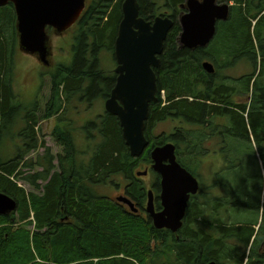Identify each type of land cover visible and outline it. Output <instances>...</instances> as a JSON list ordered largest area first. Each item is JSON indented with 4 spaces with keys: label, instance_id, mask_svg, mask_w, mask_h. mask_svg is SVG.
Masks as SVG:
<instances>
[{
    "label": "trees",
    "instance_id": "1",
    "mask_svg": "<svg viewBox=\"0 0 264 264\" xmlns=\"http://www.w3.org/2000/svg\"><path fill=\"white\" fill-rule=\"evenodd\" d=\"M114 1L101 0L99 8L95 10L96 3L84 18L82 25L90 24L85 28V36L78 37L73 64L53 77L49 106L44 109L47 115L35 110L25 118L27 126L21 135L26 148L6 162L0 157V192L18 204L14 213L0 216V264H16L20 260L19 252L25 257L21 264H194L196 260L208 264L226 258L225 248L229 257L232 255L230 241L244 237L245 247L253 241L256 233L253 226L258 223L264 206L261 204L264 184V35L261 26L264 15L259 18L264 12V0H227L235 3L228 20L219 23L218 34L207 49L196 50L180 45L182 9L179 5H185L187 0H168V8L177 12L172 18L175 26L168 34L160 57L161 66L155 70L158 102L150 106L145 131L151 147L142 158H133L119 119L104 112L82 127L84 141L100 140L90 161L82 159V162L74 136L80 127L75 118L67 125L65 122L68 109L74 108L75 98L86 94L88 103L93 106L96 99L109 94L107 82L102 79L108 73L102 68L100 54L102 50L112 51L114 23L122 18L123 0H118L117 11L111 15ZM15 13L13 4L0 7V146L14 125L9 118L13 115L17 118L21 110L15 102L13 88L14 55L18 46ZM153 15V18L157 16ZM95 21L99 25H95ZM205 61L215 64V74L210 75L203 69ZM238 62L252 66L253 72L239 79L227 76V69ZM258 63L260 74L257 76ZM100 83L106 89L98 90ZM59 114L54 138L65 150L60 169L46 164L43 172L25 176L24 180L33 188L28 193L16 182L23 176L21 165L32 167V160L25 159L38 147L35 127ZM168 119L178 122L180 127L154 139L150 132L152 126ZM3 120H7L5 126ZM217 121L220 129L216 127ZM223 129L230 146L229 153L225 154L230 163L229 181L233 180L228 183L227 194L235 200L233 203L228 197V201L215 200L213 209L190 201L183 228L177 234L156 229L150 217L131 213L116 201L117 197L114 201L98 195V185H105L112 176L121 175L125 183L123 193L138 201L141 209L145 208L148 190L134 181L133 175L142 163L144 170L151 165V149L166 143L175 144L178 162L195 174L204 160L201 156L208 154L202 147L213 138L221 137L218 132ZM245 155L255 159L259 169L256 171L260 179L258 186L251 170L243 168ZM159 187L158 182L155 191H159ZM239 212L244 216L229 221L230 214ZM262 215L264 221V212Z\"/></svg>",
    "mask_w": 264,
    "mask_h": 264
},
{
    "label": "water",
    "instance_id": "2",
    "mask_svg": "<svg viewBox=\"0 0 264 264\" xmlns=\"http://www.w3.org/2000/svg\"><path fill=\"white\" fill-rule=\"evenodd\" d=\"M219 0H187L180 18V45L194 50L209 46L216 35L217 23L229 18L230 5L219 4ZM12 3L19 19L20 45L28 53H47L46 28L51 26L66 31L79 19L85 0H0V7ZM123 18L115 46L118 80L106 101V111L117 117L123 138L133 158H140L150 147L145 136L150 117V105L158 101V85L155 69L161 66L160 57L174 21L157 17L152 23L139 18L137 0H125L122 5ZM203 69L210 75L215 73L211 62H204ZM177 148L166 143L151 149L152 169L161 177L160 195L163 211L156 212L153 191L148 192L146 212L156 229H169L177 233L183 225L190 194H197L198 181L177 161ZM147 171L138 176H147ZM117 201L133 203L125 197ZM18 208L16 200L0 192V216L10 215ZM210 264H216L212 262Z\"/></svg>",
    "mask_w": 264,
    "mask_h": 264
},
{
    "label": "rangeland",
    "instance_id": "3",
    "mask_svg": "<svg viewBox=\"0 0 264 264\" xmlns=\"http://www.w3.org/2000/svg\"><path fill=\"white\" fill-rule=\"evenodd\" d=\"M162 0H160L161 2ZM231 5L234 6V1L233 2H229ZM258 3V1H257ZM15 6V5H14ZM184 6V5H183ZM16 8V7H14ZM121 11H122V7H121ZM16 12V10H15ZM264 14L262 13L259 18L261 16H263ZM16 16V30L18 31V46L16 48L17 53H15V70H14V77H13V88H14V93L16 96L15 102L21 106V111L20 114L17 116V118H15V116L13 115V117L9 118L10 120H8L9 122H14V125L12 127V130L10 132V134L8 136L5 137V139H3V143L0 146V157L2 159L3 162H6L10 159L13 158L14 154V148L10 145L11 142H14L16 144L17 147H19V142H23L24 139L21 135L22 130L25 128V116L28 112L34 110L36 103L38 104L37 110L36 112H43L44 111V107H46V103L49 100V92L50 89L48 88L49 85L44 84L41 76L38 74L37 70H36V65H42L43 63L41 61H46L47 59H49L51 61V58L48 57V44H47V53L46 56H44L45 58L43 59L41 54L38 53H28L25 50H23L21 48L20 45V38H21V33L19 31V19H18V14L15 13ZM152 22V21H151ZM154 23L152 22V25ZM180 24V21H179ZM255 24V23H254ZM73 26V25H72ZM175 26V24H174ZM181 27V26H180ZM53 28V27H52ZM55 29V28H54ZM56 30V29H55ZM68 30V29H67ZM66 31H59L56 30L57 34H63L66 33ZM261 30H262V34L264 35V24L261 26ZM48 34H49V28L47 30ZM170 33V32H169ZM70 34V33H69ZM181 35V33H180ZM52 38V37H51ZM180 38V37H179ZM53 40V39H52ZM55 42V41H53ZM67 53L70 51L69 47L65 48ZM246 62V61H245ZM240 63L237 64L236 66H234L233 68H228L227 71L225 72V74H227V76L232 77V78H241V76L243 77L246 74H251L253 72V67L248 65L247 63ZM112 59L111 56L106 54L102 56V68L105 71H108L109 69H112ZM118 67V64H117ZM52 69V68H51ZM260 65L259 63L257 64V76L260 74ZM36 85H40L45 86V88H43V92H42V88L40 90H38L36 88ZM63 89V88H62ZM43 94H47L48 96H45L43 98ZM249 97H252V94L249 95ZM43 99V101H42ZM249 101H251V98L248 100L247 103H249ZM77 106L79 107V109H76L75 105L74 108H69L68 109V115L67 118L68 120H73L75 118V115L77 112H80L81 117L79 116V120L77 119V127L80 129H78V133L74 132V136L76 138V145L77 148L79 149V161H82V159L86 162H89L90 159L93 157V149L94 147L99 144L100 140L97 138V141L95 142L94 140L92 142H90V139H86L84 141V133H83V129L82 127L85 126V124L88 121H92V120H97V117L102 115L105 111H106V104H104V102L101 99H96L95 100V105L90 106V104L87 103H83L80 104L78 103ZM14 108V107H13ZM42 115V114H40ZM66 118V119H67ZM7 123V120H3V125L5 126ZM220 124L219 121H217V125L216 127L218 129ZM180 127V124L178 122H172L171 120H166L163 122H159L156 123L155 125L152 126V128L150 129L151 132V136L154 139H157L159 137H162V135H166V134H170L173 133L176 128L178 129ZM57 128V124L55 119L52 120H45V121H41L40 123H38V147H36V151L32 152L31 154H35L38 156H42L45 153V149L48 148L50 149L51 153L53 154V156H56V153L58 151H60V160L63 159L64 157V152L62 151V146L58 144V142L56 141V139L54 138V131ZM224 131L223 130H219L218 132V136H223ZM217 140V139H216ZM216 140H213V143H215ZM221 139L216 141V144H221ZM36 144V143H35ZM207 146V144H205L202 149L204 151H207L204 149V147ZM228 148L230 149V146H228ZM208 149V147H207ZM21 150V149H19ZM18 151V150H17ZM21 153V152H20ZM208 153V151H207ZM20 154L16 155L15 157L19 156ZM28 157L25 160H29V158L31 157V155H27ZM143 156V155H142ZM142 156L140 158H142ZM33 157V156H32ZM204 160L203 163L201 165V168L199 169V174L202 176L199 177L200 183H201V187L202 189L204 188V180H206L208 182L209 185H212L214 183V177H215V173L217 170H220V166L217 167V163L215 162L214 158H211L209 156V154H207L206 156H201ZM35 160V157L33 158ZM244 163H243V168L246 170H251L252 175H253V179L255 184L258 186L260 184V179H257V172H259V169L256 165L255 159H249V157H247L245 155V157L243 158ZM41 162L43 160H40ZM57 160H55L53 162V165L55 167V170H59V166L60 163L57 164L56 162ZM33 164L31 165L32 167H25V165H21V172L23 173V176L17 180V183L20 184L28 193L33 191V188L30 186L29 183H27L24 180L25 176H30V175H34L36 172L44 171L43 167H38V165L34 164V161L32 160ZM83 162V161H82ZM220 162V161H219ZM85 164V163H84ZM153 164V162L151 163ZM142 167H139L137 171H144L143 166L144 164H141ZM54 170V171H55ZM230 170V169H229ZM230 171H228L229 173ZM260 176V174H259ZM230 180V173L229 176L227 177ZM198 180V181H199ZM228 181L226 183H223L224 188H220L218 186H214V187H206L204 188V190H202V192L199 195V201L200 204H207L210 208L213 209V202L215 200H227L226 198L228 197V183L232 182ZM153 182H154V177H145L143 179V183L144 185L148 188V190L153 189ZM258 182V183H256ZM111 183H114L111 184ZM44 183L41 184V186H43ZM99 187H97V193L98 195H100L101 197H106L109 199H112L115 201V198L121 195H124V188H125V183L123 182V178L121 175H115L112 176L111 179H109V182H107V184L105 185H98ZM264 191V190H263ZM263 191L261 194V204L263 205L264 203V196H263ZM39 192H41L39 190ZM200 192V191H199ZM199 192H197V194H199ZM197 194H190L189 195V200L188 202L191 201L192 204H198V201L196 200V196ZM229 200H231V202H234V198L232 197H228ZM134 200V199H133ZM196 201V202H195ZM228 201V200H227ZM134 209L137 210L140 208L139 206V202L134 200ZM231 203V206H232ZM240 204L242 205L243 208L244 207V203L240 202ZM163 208V207H162ZM235 209H231V211H234ZM163 211V210H162ZM260 216H259V221L258 223L253 226L254 231L259 230L260 229V224L262 223V212H260ZM135 214V213H134ZM243 214H241L239 212V214H235V215H229V221H237L236 218H241ZM140 216V215H139ZM244 216V215H243ZM146 218V217H145ZM264 224V221H263ZM209 228V226H208ZM263 229V228H262ZM165 229H160V231H163ZM25 257H21V253L19 252V261L16 262V264H21L23 262Z\"/></svg>",
    "mask_w": 264,
    "mask_h": 264
},
{
    "label": "flooded vegetation",
    "instance_id": "4",
    "mask_svg": "<svg viewBox=\"0 0 264 264\" xmlns=\"http://www.w3.org/2000/svg\"><path fill=\"white\" fill-rule=\"evenodd\" d=\"M103 1H106V0H103ZM124 1L125 0H123L122 5H123ZM200 1H202V0H200ZM260 1L262 2V0H260ZM225 2L228 3L227 0H219L218 1L219 4H222ZM96 3H97V7L95 10H97L99 8V6L101 5V0H86L85 10H84L81 18L72 28L67 30L66 33L57 34L56 33L57 31L54 28H52V27L49 28V38H48L47 44H48V54H49L48 57L51 58V61L49 59H47L44 62L41 61L43 63V66L42 65H36V70H37L38 74L41 76L44 84L49 85V87H48L49 89L52 90V81H53L54 75H56L57 72L59 73L60 71H64L66 68H69L73 64L75 54H76L75 53V49H76L75 47H77V40L79 39L78 37L83 36V35L85 36V34H86L85 28H86V26H89V24H90L88 22V23H85V26H83L82 22H83L84 18L86 17V15L89 13L90 9ZM117 3H118V0H115L112 7H111V15L114 13L115 10L117 11V7H116ZM137 3L139 6V18H142L146 23H149V24L152 22L154 23L156 17H167V16H169L172 19L174 17V15H176V12H177L176 10H173V12H171V10L168 8V0H162L161 2H160V0H137ZM179 6H180L179 8L182 9V6L181 5H179ZM163 8H164V11H162ZM185 11H186L185 9L184 10L182 9V12L180 13L179 19L181 18V16L184 14ZM153 14H155L157 16H155V18H153L154 17ZM149 15H151V16L149 17ZM122 18H123V13H122ZM122 18H121V20L119 19L120 22L117 21L116 23H114L115 26L112 30L113 35L111 38L112 48H113L112 51L107 52L105 50H102L101 54H100L101 62H102V56L103 55H106V54L110 55L111 59H112V66H113L112 69H109L107 71L108 76L105 78L102 77V79L105 82H107V85H108L107 89L110 90L109 94L102 95L103 99H101L100 97L98 98V99L103 100L104 104L110 98L111 92L115 88V86L117 84V80H118V75L115 72L117 69V61H116V56H115V46H116V41H117V38L119 35V26H120V23L122 21ZM93 23L95 25H99L98 21H95ZM219 23L220 22L217 23L216 35H215L214 39L212 40V42L215 40V38L218 34ZM87 38H89V37H86V41L88 40ZM53 41H55V42H53ZM87 43L91 44V40H88ZM211 43L209 44V46L211 45ZM209 46L204 47L202 49H207ZM66 47H69V49H70V51L68 53L65 49ZM196 49H199V48H196ZM196 49H194V50H196ZM91 55H92V53H89V56H91ZM209 62H211V61H209ZM211 63H213V62H211ZM237 64H239V62ZM214 66H215V64H214ZM241 78H242V76H241ZM234 79H239V77L234 78ZM103 85H105V84H103ZM97 87H98V90L106 89V87L102 86L101 83H100V85H97ZM36 88L38 90H40L42 88V92H43V88H45V86L41 87L40 85H36ZM45 96H48V95L43 94V98ZM77 99H78V97L75 98L74 101H72V104L75 105L76 109H79V107L77 106V102L80 104L89 102V99L86 96V94H83L81 97H79L78 101H77ZM42 101H43V99H42ZM49 101L50 100L47 101L46 107L49 106L48 105ZM39 103H36L34 110H32L28 113H31V112L37 110ZM44 109H45V107H44ZM63 112L64 111H62L61 113H63ZM47 113H48L47 109L41 113L38 111V114H42V115L43 114L47 115ZM27 114H26V116H27ZM26 116H25V118H26ZM79 116L81 117L80 112H77L75 115V119L79 120ZM59 117H60V114L53 117V118H49V119H45V120L55 119L56 124L58 126L57 119ZM25 122H26V120H25ZM68 122H71V121L67 119L65 122V125H67ZM62 127L65 128V126H63V125H62ZM195 130H197V129H195ZM223 131H224V129H223ZM225 133L226 132L224 131L223 136L217 138V140H219L221 138V141H222L221 144H216L217 140L215 141V143H213V140H214V138H213V140L210 141L209 144H207V146L204 147V149L208 151L209 156L214 158L215 162L217 163V167L220 166V168H219L220 170H217L215 173L214 183L212 185H209L208 182L206 180H204V188L214 187L215 185H217L220 188L221 187L224 188L223 183H226L229 181L226 174L228 173V171L230 169V163H229V159L227 157L225 158V154L229 153V148H228L229 145H228ZM36 136L38 137V132H36ZM207 147H208V149H207ZM194 148H195V150L197 149L196 145H194ZM62 151H64V154H65V150H64L63 145H62ZM60 154H61L60 151H58L56 153V156L54 157L53 154L51 153V151H49V154L47 155V157H45L44 155H42V156L37 155L35 157V160L33 159V161H34V164L38 165V167H43L45 169L46 164L48 166H52L53 162L55 160H57L56 162H57V164H59L60 163ZM50 158H52V159H50ZM40 160H43V161L41 162ZM39 162L41 163V165L39 164ZM201 162L203 163V160H201ZM151 166H152V164L146 169V171L148 172L147 176H138V173H144V172H146L145 170L144 171H136L135 170L134 175H133V179H134V181H137L141 185L145 186L143 183V179L145 177H151V176L154 177L153 189H151V190L153 191L154 197H155L156 212H160L163 210L162 201L160 198V195L162 193L161 177L156 172H154L152 170ZM199 171L195 170V174L191 173L197 179V181L199 180V177L201 176L199 174ZM153 173L156 175L154 176ZM39 182H38V184H39ZM158 182L160 185L159 191L158 190L155 191L154 187L158 184ZM198 185H199L198 192L199 191L200 192H199V194H197L196 200L198 201V203H200L199 195L202 192V190H204V188L202 189L200 180L198 181ZM146 190H148L147 187H146ZM263 190H264V184H263ZM148 191H150V190H148ZM263 196H264V191H263ZM126 198L128 200L130 199V201L133 203V205H135L132 197L127 196ZM147 201H148V199H147ZM123 206L127 207L124 204H123ZM188 207H189V203H188ZM188 207H187V209H188ZM263 212H264V206H262V214H263ZM133 213H135V215H140V216H144V217L148 216L149 217V214H147L145 208H142V209L139 208V209H137L136 212L133 211ZM186 213H187V210H186ZM185 217H186V214H185ZM262 220H263V215H262ZM152 222H153V220H152ZM183 224H184V220H183ZM153 225H154V222H153ZM182 228H183V226H182ZM262 228H264L263 221L260 224V229L256 230L255 237H254L253 241H251V243L248 247H245V245H244V237H242L238 240H235V241H230L233 243L232 244V246H233L232 255L229 257L228 250H227V248H225L224 254H226V258H224L223 260H217L215 263L216 264H264V229L262 230ZM208 229H209L210 233L213 232L210 227ZM165 230L170 231L167 229H165ZM203 253H204V251H203ZM212 262H214V261H212ZM210 263L211 262H209L208 264H210ZM194 264H205V263L202 260H196L194 262Z\"/></svg>",
    "mask_w": 264,
    "mask_h": 264
},
{
    "label": "crops",
    "instance_id": "5",
    "mask_svg": "<svg viewBox=\"0 0 264 264\" xmlns=\"http://www.w3.org/2000/svg\"><path fill=\"white\" fill-rule=\"evenodd\" d=\"M21 143L23 144L22 147H21ZM24 143H25V144H24ZM10 145L14 148V152H13L14 156H13V158H14L16 155L20 154V152H21L22 149H25V148H26V142H25V141H23V142H19V147H17L16 144H15L14 142H11ZM19 149H21V150H19ZM17 150H18V151H17Z\"/></svg>",
    "mask_w": 264,
    "mask_h": 264
},
{
    "label": "bare ground",
    "instance_id": "6",
    "mask_svg": "<svg viewBox=\"0 0 264 264\" xmlns=\"http://www.w3.org/2000/svg\"><path fill=\"white\" fill-rule=\"evenodd\" d=\"M62 163H63V162H62ZM115 166H116V165H115ZM189 173H190V172H189ZM193 177H194V176H193ZM194 178H195V177H194ZM195 179H196V178H195ZM196 180H197V179H196ZM61 196H62V195H61ZM61 213H62V212H61ZM184 218H185V217H184ZM182 226H183V225H182ZM181 228H182V227H181ZM167 230H169V229H167ZM179 230H180V229H179ZM179 230H178V231H179ZM170 231H171V230H170ZM178 231H177V232H178ZM175 234H176V233H175Z\"/></svg>",
    "mask_w": 264,
    "mask_h": 264
}]
</instances>
